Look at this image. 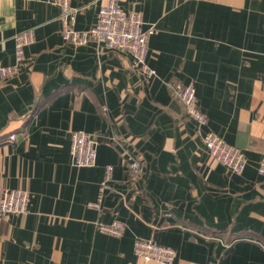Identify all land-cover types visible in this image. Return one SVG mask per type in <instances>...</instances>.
Segmentation results:
<instances>
[{"label": "crops", "instance_id": "0c3cea01", "mask_svg": "<svg viewBox=\"0 0 264 264\" xmlns=\"http://www.w3.org/2000/svg\"><path fill=\"white\" fill-rule=\"evenodd\" d=\"M118 3L156 29L149 80L126 52L65 43L47 0H0V64H14L16 33L34 34L24 67L0 85V185L30 196L25 214L0 220V264H160L135 256L137 239L174 249L173 264H264V0ZM99 4L80 11L76 30L95 24ZM172 82L194 87L200 133L240 150L241 173L209 156ZM72 131L98 139L94 166L70 164ZM133 153L138 178L126 169ZM108 165L97 212L88 204ZM114 220L126 226L120 238L95 228Z\"/></svg>", "mask_w": 264, "mask_h": 264}, {"label": "built area", "instance_id": "2783aa9c", "mask_svg": "<svg viewBox=\"0 0 264 264\" xmlns=\"http://www.w3.org/2000/svg\"><path fill=\"white\" fill-rule=\"evenodd\" d=\"M59 8L60 34L65 43L74 46H83L90 41H95L106 50L126 52L133 59V68L144 79L155 77V72L146 64L147 44L150 36L156 33L154 26L142 30L143 15L136 10L124 11L120 8L119 0H86L87 4L73 7L71 0H47ZM96 3L99 4L96 22L87 30H76V17L80 11ZM15 49V62L9 66L0 64V85L5 80L17 75L26 63L24 48L34 39L32 29H26L13 36ZM172 98L179 101L185 112L186 118L193 122L198 130L207 125L206 115L199 109L194 87L172 82L170 85ZM201 134L203 146L209 156L224 166L228 171L241 173L247 164L244 154L227 144L221 137L207 131ZM14 139V136H10ZM98 139L81 131H72L69 134L70 164L73 167L84 168L95 165L97 157ZM127 172L132 178H138L142 170L141 156L129 155ZM113 167L108 165L104 169L103 179L99 184L98 197L88 204L100 212L102 196L110 189ZM258 175L264 179V157L257 165ZM29 193L25 190H9L0 185V220H6L10 214H25L29 203ZM98 232L120 238L126 229L124 223L114 220L109 224L96 222ZM134 254L144 262H157L160 264H173L176 252L171 247L161 246L151 240L137 239L134 242ZM206 264H218L217 261Z\"/></svg>", "mask_w": 264, "mask_h": 264}]
</instances>
